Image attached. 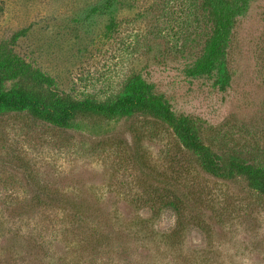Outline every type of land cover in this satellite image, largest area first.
Segmentation results:
<instances>
[{
    "label": "rangeland",
    "instance_id": "rangeland-1",
    "mask_svg": "<svg viewBox=\"0 0 264 264\" xmlns=\"http://www.w3.org/2000/svg\"><path fill=\"white\" fill-rule=\"evenodd\" d=\"M0 53L46 79L6 91L48 107L137 77L226 162L264 168V0H0ZM0 264H264V197L146 113L59 129L0 111Z\"/></svg>",
    "mask_w": 264,
    "mask_h": 264
},
{
    "label": "trees",
    "instance_id": "trees-1",
    "mask_svg": "<svg viewBox=\"0 0 264 264\" xmlns=\"http://www.w3.org/2000/svg\"><path fill=\"white\" fill-rule=\"evenodd\" d=\"M34 75L41 83L46 79L34 72L21 58L0 53V111L27 113L35 120L59 129H68L73 121L85 115L109 118L137 117L146 113L148 117L166 125L178 139L181 147L194 156L196 165L206 174L227 182L238 178L247 182L257 195L264 197V168L242 161L226 162L203 143L195 124L187 117H177L161 99L149 97L146 85L137 77L127 79L121 93L109 104L94 102L89 98L68 101L55 97V107L46 106L37 96L27 92L6 91L5 86ZM179 214L180 201H167L166 207Z\"/></svg>",
    "mask_w": 264,
    "mask_h": 264
}]
</instances>
